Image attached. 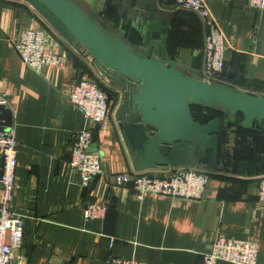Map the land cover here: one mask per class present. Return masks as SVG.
Returning <instances> with one entry per match:
<instances>
[{"label":"crops","instance_id":"1","mask_svg":"<svg viewBox=\"0 0 264 264\" xmlns=\"http://www.w3.org/2000/svg\"><path fill=\"white\" fill-rule=\"evenodd\" d=\"M73 1L136 53L174 59L182 74L210 82L203 75L208 27L196 13L177 9L175 0H103L97 9L91 6L95 0ZM205 1L229 45L226 71L237 77L242 68L245 78L240 83L221 76L214 82L264 96V11L249 7L246 0ZM31 23L46 30L47 47L64 56L63 64L38 72L23 63L13 43L20 28ZM69 43L26 2L0 0V79L5 82L17 150L10 209L23 218L20 255L25 264H112V258L200 264L218 233L254 241L257 264H264V204L256 199L261 161L254 160L261 156L264 162V149L250 150L251 157L228 160L226 165L220 162L231 171L197 166L209 176L201 199L153 193L137 198L122 183V174L136 170L112 103L107 125L94 130L91 147L101 158L103 174L90 186H81L80 174L69 164V149L73 133L87 122L67 98V89L81 72L103 77L80 62ZM231 162L244 164L232 168ZM93 201L106 210L101 218L87 220L84 208Z\"/></svg>","mask_w":264,"mask_h":264},{"label":"water","instance_id":"2","mask_svg":"<svg viewBox=\"0 0 264 264\" xmlns=\"http://www.w3.org/2000/svg\"><path fill=\"white\" fill-rule=\"evenodd\" d=\"M21 1L30 5L64 40L79 41L99 73L117 90L107 92V104L111 107L117 102L114 116L137 172L180 166L228 171L224 166L228 161L219 160L220 154L227 153L220 149L219 134L228 122V114L240 112L242 120L238 125L242 128L259 130L263 126L264 96L184 75L177 70L174 59L165 61L136 53L124 40L111 37L73 0ZM221 75L240 83L245 81L242 68L237 77L226 70ZM195 103L217 106L226 113L223 118L198 123L191 113ZM11 125V110L0 104V130ZM262 158L256 156L254 160L261 161L259 171L264 174ZM2 164L1 158L0 177ZM231 164L239 168L244 163L239 167L235 162Z\"/></svg>","mask_w":264,"mask_h":264},{"label":"built area","instance_id":"3","mask_svg":"<svg viewBox=\"0 0 264 264\" xmlns=\"http://www.w3.org/2000/svg\"><path fill=\"white\" fill-rule=\"evenodd\" d=\"M247 5L255 10L264 11V0H246ZM177 9L196 13L208 27L204 39V77L210 82L220 80L225 70V51L228 42L222 27L211 13L205 0H175ZM23 63L40 72L48 65H61L64 56L47 47V33L43 28L30 24L21 27L17 39L13 43ZM69 50L80 62L94 70L97 68L92 57L79 42H70ZM101 75V74H100ZM83 75L81 79L69 84L67 98L77 106L85 116L86 126L72 135L70 145L71 168L80 174L81 186H90L93 180L103 174L101 158L91 149L94 141V130L104 129L110 116L107 104V92L116 91L107 79ZM5 82L0 79V104L7 106V98L3 88ZM120 98V93L117 100ZM115 107L112 108L113 114ZM16 140L12 125L0 130V159H3L0 177V264H25L20 255L24 239V224L20 214L10 209L15 190ZM122 183L129 187L137 198L146 193L164 195L171 198L201 199L209 183L207 173L197 166H180L159 171H142L125 173ZM256 199L264 204V174L258 177ZM106 206L97 201L90 202L84 208L85 219L101 218ZM114 240L111 238L109 246ZM112 264H141L132 259L112 258ZM257 264V244L252 240L226 237L218 233L208 251L202 254L200 264Z\"/></svg>","mask_w":264,"mask_h":264},{"label":"rangeland","instance_id":"4","mask_svg":"<svg viewBox=\"0 0 264 264\" xmlns=\"http://www.w3.org/2000/svg\"><path fill=\"white\" fill-rule=\"evenodd\" d=\"M79 1V0H77ZM89 2L90 0H84ZM103 3V0H95L91 3L95 9ZM229 124L225 128L224 145L228 153L222 154L221 159L224 161L246 158L250 150L264 149V135L254 132H244L235 126L232 117L227 119ZM227 122V123H228ZM228 163V162H227ZM233 168V165H229ZM231 171V170H230Z\"/></svg>","mask_w":264,"mask_h":264},{"label":"trees","instance_id":"5","mask_svg":"<svg viewBox=\"0 0 264 264\" xmlns=\"http://www.w3.org/2000/svg\"><path fill=\"white\" fill-rule=\"evenodd\" d=\"M226 65V64H225ZM227 65L225 66V70H226ZM223 76V75H221ZM215 106L213 107H206L203 106L200 103H195L191 105V113L193 116V119L198 122V123H206L207 121L211 120L214 117H220L223 118V111L221 110H216ZM233 118V120L236 122L235 126L237 128H239L241 131L244 132H254V133H259L260 135H264V123L263 126L259 128V130H255V129H246V128H242L241 126H239V122L242 120V114L240 112L236 113V114H232L231 116ZM229 119V117H228ZM227 125L229 124L226 123ZM225 128L226 125L224 126L223 131L219 134L220 135V139H219V146L220 149H224V140H225ZM247 156L251 157V154L249 153Z\"/></svg>","mask_w":264,"mask_h":264},{"label":"flooded vegetation","instance_id":"6","mask_svg":"<svg viewBox=\"0 0 264 264\" xmlns=\"http://www.w3.org/2000/svg\"><path fill=\"white\" fill-rule=\"evenodd\" d=\"M125 86L127 85V82L126 81H124V83H123ZM215 107H217V106H215ZM216 110L218 109V110H221V111H223V113H226V111L223 109V108H215ZM228 116L229 117H231L232 115L231 114H228Z\"/></svg>","mask_w":264,"mask_h":264}]
</instances>
